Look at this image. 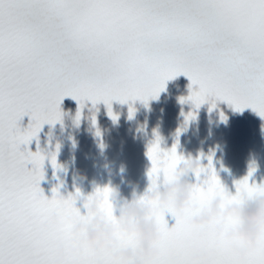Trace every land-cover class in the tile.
Returning a JSON list of instances; mask_svg holds the SVG:
<instances>
[{
    "label": "snow or ice",
    "instance_id": "1",
    "mask_svg": "<svg viewBox=\"0 0 264 264\" xmlns=\"http://www.w3.org/2000/svg\"><path fill=\"white\" fill-rule=\"evenodd\" d=\"M181 74L190 83L180 103L198 109L211 99V111L221 100L264 119V0H0V264H128L106 249L77 248L70 226L85 215L77 201L91 194L76 188L64 196L57 185L45 195L38 133L44 124L62 123L65 97L77 102L76 124L88 101L93 107L102 101L115 122L112 101L141 100L147 106ZM134 112L129 104V119ZM182 114L185 125L196 117L193 111ZM220 118L226 119L223 112ZM91 123L97 124L95 114ZM154 134L146 150L151 167L145 199L184 159L178 139L166 149ZM95 135L101 136L98 127ZM207 161L193 170L185 208L177 210L171 200L149 201L159 238L148 264H264V234L249 247L225 235L232 218L192 222L217 192L242 202L264 191V181L252 179L254 165L230 191L211 154ZM50 162L60 167L55 152ZM109 191L107 185L94 189ZM235 246L244 249L242 255Z\"/></svg>",
    "mask_w": 264,
    "mask_h": 264
},
{
    "label": "clouds",
    "instance_id": "2",
    "mask_svg": "<svg viewBox=\"0 0 264 264\" xmlns=\"http://www.w3.org/2000/svg\"><path fill=\"white\" fill-rule=\"evenodd\" d=\"M200 164V161L197 158L190 159L184 166L183 170L187 174L190 170L195 169ZM80 179H86L80 173L76 174ZM176 184L168 185L166 192L164 195H167L172 189L176 188ZM186 197V192L181 191L177 195L176 205L177 208L183 206V201ZM217 203L218 201H214L213 203V212L217 211ZM145 207L142 205H132L130 208L127 209L128 217H130L133 213H139L141 208ZM226 212H232L235 214H239L243 217V223L234 230V234L239 236L241 239L244 240L245 245L251 247L255 245L259 234L262 230H264V196L258 197L257 201L251 203L248 206L241 208L239 205H229L226 209ZM208 213L200 217H196L195 220L197 222L206 221L209 219ZM123 224L125 227H130L128 223L127 217L122 218ZM99 222V221H97ZM79 227V225L77 226ZM140 236L143 241L142 244V252L141 258L134 261V264H145L147 259H150L157 255V249L151 247V241L154 240L157 236L155 231V227L151 222H146L141 218V220L137 223L134 229ZM110 229H104L102 226L100 228H90L88 234L82 237V242L87 243L89 246L95 247H106L111 249V244L108 242V233ZM233 233H229L231 235ZM235 250L239 252L241 255L244 252V249L240 248L239 246H235ZM131 253V249H124L121 251H117L114 253L115 255H129Z\"/></svg>",
    "mask_w": 264,
    "mask_h": 264
}]
</instances>
